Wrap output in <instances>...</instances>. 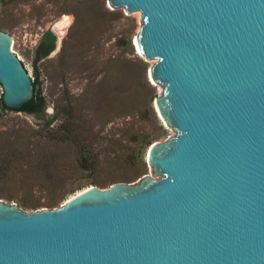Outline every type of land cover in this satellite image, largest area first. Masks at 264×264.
<instances>
[{"label":"water","instance_id":"1","mask_svg":"<svg viewBox=\"0 0 264 264\" xmlns=\"http://www.w3.org/2000/svg\"><path fill=\"white\" fill-rule=\"evenodd\" d=\"M141 13L137 49L176 135L138 183L90 186L55 209L0 201V264H264V0H108ZM0 30L2 102L31 76Z\"/></svg>","mask_w":264,"mask_h":264},{"label":"rangeland","instance_id":"2","mask_svg":"<svg viewBox=\"0 0 264 264\" xmlns=\"http://www.w3.org/2000/svg\"><path fill=\"white\" fill-rule=\"evenodd\" d=\"M77 1L5 0L4 7L0 8L1 31L11 35L12 50L21 59L32 80L39 78L38 88L48 101L43 118L4 109L0 102V160L14 151V144L9 142L18 136L26 135V139L30 137L32 142H36L39 134L46 135L48 129L44 121L63 112L71 100L83 109L90 120L86 127L88 132L81 133L84 134V142L91 144L99 155L100 164L94 171L74 174L65 189L58 190L57 196L63 198L58 207L90 186L106 189L112 183H138L143 176H151L153 169L148 164L147 173L142 175L138 165L126 162L137 149L131 141L134 131L144 130L158 136L155 142L160 143L176 135L160 118L154 104V96L163 94V87L153 85L148 74L157 60H145L135 45L142 24L141 13L128 14L123 8L112 10L108 0H91L87 7L100 14L99 20L95 21L92 29L87 28L86 34L82 31L79 36L77 27L73 26L75 16L71 13ZM47 30L56 34L57 47L48 57L36 61V47ZM136 64L146 65V76L154 89L145 100H138L135 109L127 110L123 99L135 90L136 85L129 79L121 80V83L113 79L120 78L115 74L122 77L131 65ZM117 85L120 91L116 89ZM2 92L0 85V101ZM141 113L157 117L159 124H141ZM59 124V121L54 122L49 129H55ZM160 125L165 132L162 133ZM43 141L41 143L45 144ZM60 150L63 157L69 153V158L74 161L72 148L67 153L65 148ZM112 170L116 175L111 174ZM26 176H34L32 170H16L12 174L13 181L0 186V201L16 204L28 213L48 209L46 206L53 194L46 189L23 188L19 182ZM70 190L75 192L66 195ZM30 204L38 205L37 209H32Z\"/></svg>","mask_w":264,"mask_h":264},{"label":"trees","instance_id":"3","mask_svg":"<svg viewBox=\"0 0 264 264\" xmlns=\"http://www.w3.org/2000/svg\"><path fill=\"white\" fill-rule=\"evenodd\" d=\"M90 2L91 0H78L71 10V13L75 16L73 26L77 27L76 31L78 34L82 31L83 34H86L87 28L92 29L95 26V21L99 20L100 14L96 13L93 8L87 7ZM4 4L5 0H0L1 9L4 7ZM1 26L2 24L0 21V28ZM57 40L56 34L51 30H47L42 35L36 47V61L46 58L54 52L57 47ZM66 44H68V39ZM114 76L120 77L113 79L120 83L121 80L125 81L129 79L136 85L135 90H133L128 97L123 99L127 103V110L135 109L138 106V100H145L151 93V89H154L147 79L146 65L144 64L131 65L129 70L122 77L117 74ZM33 85V98L21 109L12 111L23 112L26 115H35L37 118H43L45 116L44 112L48 101L42 96L38 88V77L33 81ZM131 87L134 88V86ZM116 89L120 91V86L117 85ZM113 92H115V90H113ZM156 98L157 96H154V99ZM0 102L2 108L8 109L4 106L2 98ZM139 119L141 124H159L157 117L151 118L148 113H141ZM57 121L60 122L59 126L55 129H49L53 123ZM44 124L46 129H48L47 134L44 136L39 134V139L36 142H32L30 137L26 139V135L21 137L18 136L14 141L9 142V144H14L15 147L13 149L14 151H10L6 154V159L0 160V186L8 185L9 182H12V174H14L16 170H22L24 172L32 170L34 176L22 177L19 182L20 185L28 190L39 188L50 191L53 194V198L46 207L48 209H54L58 207L59 201L63 200V198L57 196V193L61 189H65L66 184L72 176L79 173V171H94L98 168L100 160L99 155L94 152L92 145L90 144V146L84 142V134L81 133L88 132V128L86 127L90 124V120L87 114L83 113V109H79L74 105L72 100L68 102L63 112H58L55 115L49 116L47 120L44 121ZM160 129L162 133L165 132L162 125H160ZM157 139L158 136L144 132V130L138 132L134 131L131 134V141L136 145L137 149L133 150L132 156L129 159L130 161L128 160L126 162L128 164L138 165L142 175L146 174L148 171V166L145 161L146 152ZM43 140L45 144L41 143ZM60 148H65V153L72 148V150H74V161L69 158V153L66 154V157H63ZM25 166L28 167L25 168ZM111 172L112 175H116L115 170ZM111 185H113V183ZM73 192L75 191L70 190L66 192V195ZM30 207L32 209H37L38 205L30 204Z\"/></svg>","mask_w":264,"mask_h":264},{"label":"bare ground","instance_id":"4","mask_svg":"<svg viewBox=\"0 0 264 264\" xmlns=\"http://www.w3.org/2000/svg\"><path fill=\"white\" fill-rule=\"evenodd\" d=\"M136 43V42H135ZM82 192V191H81Z\"/></svg>","mask_w":264,"mask_h":264}]
</instances>
